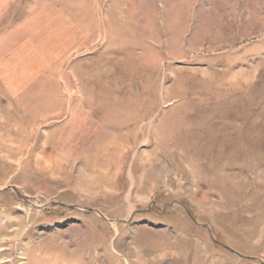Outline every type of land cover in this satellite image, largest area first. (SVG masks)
Returning a JSON list of instances; mask_svg holds the SVG:
<instances>
[{
    "label": "rangeland",
    "instance_id": "374dc122",
    "mask_svg": "<svg viewBox=\"0 0 264 264\" xmlns=\"http://www.w3.org/2000/svg\"><path fill=\"white\" fill-rule=\"evenodd\" d=\"M0 91V264H264V0H0Z\"/></svg>",
    "mask_w": 264,
    "mask_h": 264
},
{
    "label": "bare ground",
    "instance_id": "6f19581e",
    "mask_svg": "<svg viewBox=\"0 0 264 264\" xmlns=\"http://www.w3.org/2000/svg\"><path fill=\"white\" fill-rule=\"evenodd\" d=\"M41 70V69H40ZM17 77V76H16ZM32 78H34V77H32ZM32 78H29V79H27V78H25V79H18L17 80V78L15 79V78H13V77H8V75H6V74H4V76H3V81H2V90H8L11 94H13V92H18V90H22V89H27V86H28V84H32V82L34 81ZM1 90V91H2ZM0 91V92H1ZM1 94H2V92H1ZM3 95V94H2ZM34 108V115H33V117L31 118V120H30V122L31 121H35V120H37V116H38V111H40L39 110V108H37V107H33ZM80 109V108H79ZM83 109L85 110V108L83 107ZM81 111H83V110H78V117L77 118H79L80 116H81V114L83 115V112H81ZM86 111V110H85ZM77 112V111H76ZM40 113V112H39ZM53 114V113H52ZM51 114V115H52ZM129 114V115H128ZM131 114H133L132 112L130 113V112H128V110H125L124 112H123V114H121V115H119L118 117H117V120H119V121H122V120H129V119H133V116H135V115H131ZM50 115V116H51ZM75 115H77L76 113H75ZM84 115H85V113H84ZM128 115V116H127ZM43 116L41 115V118H42ZM48 117V116H47ZM81 117H83V116H81ZM44 118V117H43ZM49 118V117H48ZM0 119H3V116L1 117L0 116ZM23 121V120H22ZM2 123V122H1ZM134 123H135V125H134V128H135V126L137 125V122H136V119H134ZM5 125V124H4ZM5 128V127H4ZM9 128H7V130H8ZM10 131V130H9ZM9 136V133L8 134H6V133H4V132H2V128H1V132H0V147H1V143L4 141V139H7L8 138V136ZM22 135H23V138H22ZM29 135V134H28ZM17 136H19V137H16V139L17 138H19V139H17V140H19V142H22V140H24L25 138H24V136H25V134L24 133H21V134H19V135H17ZM115 136V135H114ZM117 136V135H116ZM28 137H30V136H28ZM106 137H103V138H101V141L103 142V145H101V147L100 148H110L111 147V145L113 146V151L112 152H110V153H112L111 155H110V158L108 159L109 161L110 160H113V161H115V160H117V159H123V156L127 153L126 151V148H128V146L130 145V141H128V140H124V141H118V139L116 140V138L115 137H108L107 139H105ZM25 140H27V139H25ZM28 141V140H27ZM107 146H109V147H107ZM105 154V156L104 157H106L107 155L106 154H108L107 152L106 153H104ZM96 156V155H95ZM102 158H103V160H104V162L100 165V168H104L105 167V165H107V163H108V161H107V159H105L103 156H101ZM57 159H59V158H57ZM60 160V159H59ZM46 161V160H45ZM121 161V160H120ZM120 161H119V163H120ZM114 164H115V162H114ZM118 165V164H117ZM86 166H88V167H86V168H89V170L90 171H92V172H94L93 171V169L94 168H96L97 166H98V164H97V162L96 161H93V162H90L88 165H86ZM110 166V165H109ZM95 170V169H94Z\"/></svg>",
    "mask_w": 264,
    "mask_h": 264
}]
</instances>
